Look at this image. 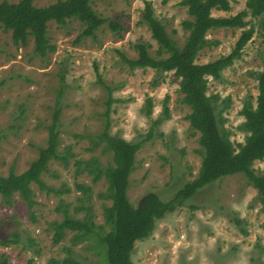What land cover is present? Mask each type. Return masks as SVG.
Here are the masks:
<instances>
[{"label": "rangeland", "instance_id": "obj_1", "mask_svg": "<svg viewBox=\"0 0 264 264\" xmlns=\"http://www.w3.org/2000/svg\"><path fill=\"white\" fill-rule=\"evenodd\" d=\"M16 4L19 0H0ZM58 0H34L37 8ZM151 2L156 20L181 47L188 32L183 28L191 18L182 0H98L91 4L101 19L118 21L125 29L112 33L105 23L95 33L75 44L82 31L77 21L64 27L48 24L49 42L54 53L45 58L34 54L33 39L24 47L14 46L11 33L0 29V176L12 171L20 175L45 148L48 127L57 105L61 108L58 152L70 148L67 168L58 161L48 165L42 182L60 193L30 185L26 201L19 194L0 196V256L8 264H63L69 258L78 264H95L100 257L91 243L71 244L72 232L54 244L55 226L64 211L82 219L90 209L96 225H103V208L109 201L99 197L107 188L105 179L92 182L86 172L77 173L76 161L98 159L103 167L110 154L93 142L108 119L109 133L132 143L144 141L136 154L129 178L128 199L138 206L148 193L163 203L173 199L185 184L197 178L201 153L198 133L186 117L178 80L173 73L159 75L151 69L131 70L121 55L133 60L134 46L145 44L156 56L157 43L147 27L140 23L144 2ZM247 0H233L229 13L213 12L214 17L234 15ZM240 30H213L207 39L216 46L204 48L197 64H205L228 55ZM98 70L104 86L95 74ZM264 69V37L256 32L239 60L224 70L217 81L208 80L207 95L218 97V112L229 139L243 144L246 132L240 115L246 103L255 106L257 74ZM156 84L153 85V81ZM168 116L163 117L164 100ZM151 100V116L145 115V102ZM160 124L154 125L157 120ZM257 174H264V160L255 162ZM89 188V195L77 186ZM68 192L65 193L64 191ZM236 221L239 222L237 225ZM8 242L7 245L1 244ZM69 251V252H67ZM133 264H264V198L241 175L222 178L205 186L193 197L175 205L172 213L156 221L148 238L137 241L131 254Z\"/></svg>", "mask_w": 264, "mask_h": 264}, {"label": "trees", "instance_id": "obj_2", "mask_svg": "<svg viewBox=\"0 0 264 264\" xmlns=\"http://www.w3.org/2000/svg\"><path fill=\"white\" fill-rule=\"evenodd\" d=\"M98 0H58L43 8L33 5L34 0H19L12 4L0 2V29L11 33L14 46H26L28 39H33L34 54L45 58L55 52V47L49 42L48 24L54 23L64 27L69 21H77L82 25V31L76 37L75 44L83 39H96L95 33L105 23L109 30L119 35L125 29L118 21L101 19L92 9L91 4ZM233 0H182L180 5L186 8L190 21L183 23L188 32L183 46H179L166 31V27L155 19L151 2H144V11L140 23L145 25L157 43L156 56L149 54L148 47L141 43L134 46L137 57L133 60L121 55L122 61L131 70L151 69L159 75L173 73L178 80L179 92L183 103L190 113L186 119L192 130L198 133V144L201 153V164L197 178L184 185L167 203H163L155 193H148L142 203L133 206L128 199L129 178L134 171L135 158L141 149L142 142L132 143L109 133L108 119L100 134L93 142L95 147H102V154H110L111 162L103 167L98 159L76 161L77 173L86 172L92 176V182L105 179L106 191L99 195L111 203L103 208V225H96L90 209L82 219H76L64 211L63 220L55 226L53 243H60L66 232H72L71 244L89 242L100 257L95 264H133L131 254L137 241L151 236L156 221L172 213L175 205L193 197L205 186L222 178L241 175L248 184L257 190L264 198V174H257L253 168L255 162L264 160V69L257 74V91L255 106L246 103L240 112L244 117L242 129L247 133L243 144H236L229 139L228 132L223 127L218 112V97L207 95L208 80L217 81L224 70L230 68L239 60L245 46L256 32L264 37V0H247L243 10L227 17H214V11L229 13ZM240 30V35L231 52L226 56L205 63L197 64L198 54L204 49L216 46L206 37L213 30ZM97 81L103 87L98 70L95 67ZM153 85L157 82L153 81ZM109 95L106 103V113L110 107L111 89L105 87ZM168 98L164 100L162 115L168 116L166 107ZM151 100L145 102V115L151 116ZM61 108L57 105L51 124L48 127V139L45 148L38 152V157L30 163L28 169L20 175L12 171L6 177L0 176V196L10 198L19 194L24 200L31 194L30 185L35 184L40 190L49 193H60L46 186L42 174L48 171L52 161L60 162L67 168L69 156L73 155L70 148L63 154L58 152L59 124ZM161 120L153 124H160ZM1 141V137H0ZM85 195L90 189L77 186ZM65 193L68 191L65 190ZM237 225L239 224L236 221ZM4 246L8 242H2ZM69 252V251H67ZM0 264H8L4 255L0 256ZM27 264H31L29 261ZM63 264H78L66 258Z\"/></svg>", "mask_w": 264, "mask_h": 264}, {"label": "water", "instance_id": "obj_3", "mask_svg": "<svg viewBox=\"0 0 264 264\" xmlns=\"http://www.w3.org/2000/svg\"><path fill=\"white\" fill-rule=\"evenodd\" d=\"M141 203H142V201H141ZM141 203H140V204H141Z\"/></svg>", "mask_w": 264, "mask_h": 264}]
</instances>
